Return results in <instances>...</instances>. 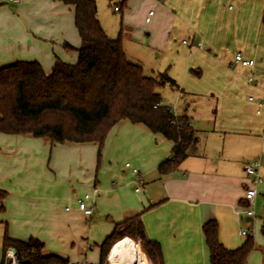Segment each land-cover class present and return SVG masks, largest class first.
Returning <instances> with one entry per match:
<instances>
[{
	"label": "crops",
	"instance_id": "crops-1",
	"mask_svg": "<svg viewBox=\"0 0 264 264\" xmlns=\"http://www.w3.org/2000/svg\"><path fill=\"white\" fill-rule=\"evenodd\" d=\"M122 1L129 11L128 0ZM115 6L113 11H119L120 6L118 10ZM150 9L154 14L146 23ZM234 9L228 6L226 11ZM220 10L214 0H148L136 25H129L130 34L118 32L126 58L140 66L149 51L164 53L171 32L187 25L194 32L193 43L195 35H200L197 41L210 51L189 45L192 52L183 76L190 78V86H180L171 76L178 99L189 101L185 108L170 110L176 116H188L198 145L195 155L170 172L161 175L158 166L171 157V142L125 120L110 129L100 155L95 143H57L0 132V190L6 192L0 199L1 258L7 229L12 238L39 239L44 253L58 254L68 263L99 264L101 243L118 223L138 214L147 238L160 245L162 264H210L202 231L207 220H216L218 239L228 249L245 240L239 234L244 220L251 227L255 213H260L262 224L264 102L258 103L264 99V66L257 65L255 52L246 46L242 52L219 41L231 27L224 24L228 17ZM245 12L246 8H240L234 21ZM112 33L107 35L115 38ZM75 35L79 46L74 6L65 0H1L0 67L19 60L37 61L49 72L56 58L74 63L64 43L76 44ZM47 40L55 41L53 48ZM236 52L254 59L253 67L234 64ZM190 66L201 70L200 77L188 74ZM197 96L206 98L202 114L188 112ZM126 162L139 170L144 181L138 191L135 176L124 167ZM249 162H256L259 182L246 175L244 165ZM247 187L256 191L252 216L243 213ZM85 194L90 196L87 203H94L89 217L77 206ZM65 200L69 208L63 206ZM254 240L256 248L246 264H264V237Z\"/></svg>",
	"mask_w": 264,
	"mask_h": 264
},
{
	"label": "trees",
	"instance_id": "trees-1",
	"mask_svg": "<svg viewBox=\"0 0 264 264\" xmlns=\"http://www.w3.org/2000/svg\"><path fill=\"white\" fill-rule=\"evenodd\" d=\"M65 1L74 6L80 43L73 47L65 42L64 47L74 49L77 60L69 63L56 58L49 72L37 61L19 60L0 67V132L57 143H95L100 155L110 129L125 120L141 124L171 142V157L158 166L161 175L195 155L198 135L188 116L174 115L161 102L159 90L165 83L175 85L174 80L166 73L148 76L142 66L126 58L120 36L110 38L102 27L96 0ZM5 196L6 192L0 190V199ZM243 204L247 206V202ZM260 229L264 234V217ZM202 231L210 264H246L256 248L251 235L239 247L226 248L218 239L214 219L207 220ZM128 236L142 243L155 264H162L160 245L147 238L138 214L118 223L101 243L99 264L105 263L112 244ZM138 247L149 263L142 247ZM9 248L15 249L18 264H68L58 254L44 253L39 239L12 238L5 229L0 264H6Z\"/></svg>",
	"mask_w": 264,
	"mask_h": 264
},
{
	"label": "rangeland",
	"instance_id": "rangeland-1",
	"mask_svg": "<svg viewBox=\"0 0 264 264\" xmlns=\"http://www.w3.org/2000/svg\"><path fill=\"white\" fill-rule=\"evenodd\" d=\"M148 0H128L127 6L123 4L122 0H96L97 13L100 19V23L106 30V32L112 36V32L114 33V37H118V32H122V34H130L129 25H136L138 22V17L140 15L142 6L144 8L147 7ZM217 1L220 7L221 15H227V22L224 24L231 25L227 29L229 35L222 36L219 41L224 44L227 43L233 50L240 49L243 52V46H246L247 50L255 52V59L257 61V65L264 66V0H214ZM120 6L119 11H113V6ZM234 7L233 13H229L226 11L227 7ZM246 8V12L243 17H239L237 21H234L233 15L240 8ZM136 9V11H135ZM231 12V11H230ZM133 22V23H131ZM236 22L238 24L237 32H234ZM243 26V29L241 28ZM187 27V28H186ZM194 32L190 28L185 26V28L178 29L176 28L170 34V40L167 50L164 53L160 51H149L147 56L140 59V64L144 70V73L148 76L156 77L159 73H166L168 77H175V81L180 86L184 83L186 86H190V78L187 77L184 79L183 73L184 68L186 67L187 59L191 51L190 44L199 43L200 47H196L199 50H204L207 53L208 49L203 45L200 41V35H195L196 40L193 39L192 36ZM76 40V44H73L70 41V44L73 47H78V37L74 36ZM46 41V39H42ZM186 40L189 44L182 45L181 41ZM55 41L47 40V43L50 44L51 48L55 45ZM57 47V46H56ZM64 51L67 54V57L74 58L77 60V53L74 49H65ZM54 52V51H53ZM159 54V56H157ZM187 70V69H186ZM188 74L195 79V77H200L201 70L197 67H188ZM162 95V101L170 107V109L178 110V108L187 107V103L189 99H178L175 88H173L169 83H165V85L160 89ZM191 97V96H190ZM198 99L195 102H192L189 111H196L197 114H202L205 111L206 98L204 96H197ZM193 115V114H192ZM51 153V148L48 146L47 154ZM101 153V152H100ZM136 187V185H135ZM83 195V193H82ZM63 206L69 208V200L63 201ZM261 215L260 213H255L253 217V224L251 227L248 226V223H242L248 233H250L255 239L256 236L264 237V234L261 233ZM124 238V237H123ZM128 238L132 239L128 236ZM122 239V238H121ZM135 245V248L140 256V259L143 264H155L146 254L143 249L142 243L138 240L132 239ZM119 241V240H118ZM117 241V242H118ZM142 247L143 251L147 256V263L141 252H139V247ZM8 252L6 254V264H12L11 258L8 256ZM14 257V255H13ZM0 258H1V245H0ZM15 259V257H14ZM157 263V262H156ZM18 264L15 260V263ZM104 264H109L108 260L105 261Z\"/></svg>",
	"mask_w": 264,
	"mask_h": 264
},
{
	"label": "built area",
	"instance_id": "built-area-1",
	"mask_svg": "<svg viewBox=\"0 0 264 264\" xmlns=\"http://www.w3.org/2000/svg\"><path fill=\"white\" fill-rule=\"evenodd\" d=\"M9 2H17L18 0H7ZM1 3V0H0ZM115 10L119 9V6H115L114 7ZM154 14V10L150 9L147 11V14L144 18V21L146 23H149L152 16ZM183 44H189L186 40L182 41ZM195 46H200L199 43H196ZM233 63L240 66V67H244V68H251L253 67L255 61L254 59L251 58H246L241 52H236L233 56ZM248 80L250 82L254 81V77L252 75L249 76ZM249 100H253V97L250 96ZM262 102H264V99H262L258 105L262 104ZM259 112V111H258ZM256 162H249L247 164L244 165V171L246 173V175L248 176H253V182H259L260 178L257 175L256 172ZM124 167L129 169L131 171V173L135 176V181H136V188L135 190L138 191L140 189V186L143 184V179L139 173V170L132 166L130 163L126 162L124 163ZM256 195V191L254 188L252 187H247L244 193V199L247 202V206L244 208L243 213L246 216H252L253 215V208H252V203L254 200V197ZM90 198V196L88 194H85L84 197L82 199H80L78 201V209L80 211H82V213L86 216H91L93 213V209H94V203L88 204L87 201ZM239 234L243 235V236H249L251 235L250 233H248L245 229H240L239 230ZM8 256L11 258L12 264L14 263V257L13 254H11L10 252H8ZM68 264H78V263H68Z\"/></svg>",
	"mask_w": 264,
	"mask_h": 264
},
{
	"label": "bare ground",
	"instance_id": "bare-ground-1",
	"mask_svg": "<svg viewBox=\"0 0 264 264\" xmlns=\"http://www.w3.org/2000/svg\"><path fill=\"white\" fill-rule=\"evenodd\" d=\"M108 261L109 264H143L133 240L128 237L120 239L113 245Z\"/></svg>",
	"mask_w": 264,
	"mask_h": 264
},
{
	"label": "water",
	"instance_id": "water-1",
	"mask_svg": "<svg viewBox=\"0 0 264 264\" xmlns=\"http://www.w3.org/2000/svg\"><path fill=\"white\" fill-rule=\"evenodd\" d=\"M115 243H116V242H115ZM115 243H114V244H115ZM114 244H112L111 247L109 248V251H108V254H107V259H108V257H109L110 250L112 249V247H113ZM9 252H10L11 254L14 255V253H15V249H14V248H10V249H9Z\"/></svg>",
	"mask_w": 264,
	"mask_h": 264
}]
</instances>
